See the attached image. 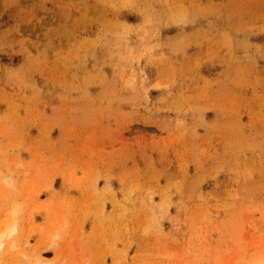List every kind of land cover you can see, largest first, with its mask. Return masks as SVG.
<instances>
[{
  "label": "rangeland",
  "instance_id": "374dc122",
  "mask_svg": "<svg viewBox=\"0 0 264 264\" xmlns=\"http://www.w3.org/2000/svg\"><path fill=\"white\" fill-rule=\"evenodd\" d=\"M9 217L0 264H264V0H0Z\"/></svg>",
  "mask_w": 264,
  "mask_h": 264
},
{
  "label": "bare ground",
  "instance_id": "6f19581e",
  "mask_svg": "<svg viewBox=\"0 0 264 264\" xmlns=\"http://www.w3.org/2000/svg\"><path fill=\"white\" fill-rule=\"evenodd\" d=\"M13 210V209H11ZM10 210V211H11ZM15 210V208H14ZM13 213V214H12ZM10 215H14V212H12ZM9 219V220H8ZM7 224H0V226H2V228L0 227V253H2L5 249V244L6 242L12 238L14 236V234L17 232V227H16V224H15V219L12 218V220L9 218H7ZM6 221V219H5ZM14 241H10V244L9 246L11 248H13V246H15V243ZM34 264H50L49 262H42L41 260H35V263ZM255 264H261V261H257Z\"/></svg>",
  "mask_w": 264,
  "mask_h": 264
}]
</instances>
